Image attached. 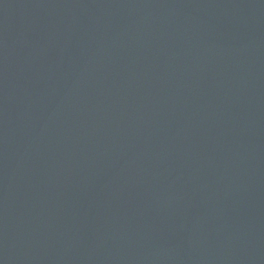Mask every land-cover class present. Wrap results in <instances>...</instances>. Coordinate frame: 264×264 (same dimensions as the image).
<instances>
[{"label": "water", "instance_id": "1", "mask_svg": "<svg viewBox=\"0 0 264 264\" xmlns=\"http://www.w3.org/2000/svg\"><path fill=\"white\" fill-rule=\"evenodd\" d=\"M0 264H264V0H0Z\"/></svg>", "mask_w": 264, "mask_h": 264}]
</instances>
